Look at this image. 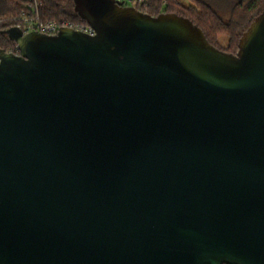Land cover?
<instances>
[{
    "label": "water",
    "instance_id": "obj_1",
    "mask_svg": "<svg viewBox=\"0 0 264 264\" xmlns=\"http://www.w3.org/2000/svg\"><path fill=\"white\" fill-rule=\"evenodd\" d=\"M72 1L93 34L2 31L0 264H264V11L231 53Z\"/></svg>",
    "mask_w": 264,
    "mask_h": 264
},
{
    "label": "trees",
    "instance_id": "obj_2",
    "mask_svg": "<svg viewBox=\"0 0 264 264\" xmlns=\"http://www.w3.org/2000/svg\"><path fill=\"white\" fill-rule=\"evenodd\" d=\"M149 0L139 7V10L156 15L160 12L176 13L189 18L200 27L206 39L213 46L235 53L241 34L247 29L252 20L264 11V0ZM25 0H0V48L12 51L15 42L6 34L4 29L16 26L15 20L9 16H19L24 10ZM39 18L46 20H68L75 23H85L73 10L72 0H38ZM228 38V46L223 47L217 40L218 36Z\"/></svg>",
    "mask_w": 264,
    "mask_h": 264
},
{
    "label": "built area",
    "instance_id": "obj_3",
    "mask_svg": "<svg viewBox=\"0 0 264 264\" xmlns=\"http://www.w3.org/2000/svg\"><path fill=\"white\" fill-rule=\"evenodd\" d=\"M117 4L121 6H131L139 10V7L146 4L149 0H114ZM166 0H162V5H164ZM39 2L38 0H25L24 10L22 13L14 17L10 15L8 18L11 21L15 20V24L19 27L23 33L30 31H38L45 34H54L61 27H69L76 30L86 32L88 34H93L94 30L86 22L85 23H75L68 20H46L43 21L39 18L38 10ZM11 52L17 53L16 44Z\"/></svg>",
    "mask_w": 264,
    "mask_h": 264
},
{
    "label": "rangeland",
    "instance_id": "obj_4",
    "mask_svg": "<svg viewBox=\"0 0 264 264\" xmlns=\"http://www.w3.org/2000/svg\"><path fill=\"white\" fill-rule=\"evenodd\" d=\"M183 3H186V1L185 0H181ZM217 40H218V42L220 43V45H222L223 47H227L229 44H228V38L227 37H225V36H222V35H220V36H218L217 37ZM237 50V49H236Z\"/></svg>",
    "mask_w": 264,
    "mask_h": 264
}]
</instances>
